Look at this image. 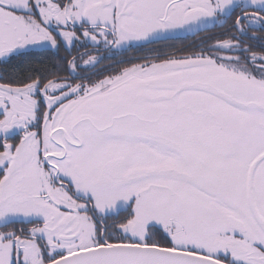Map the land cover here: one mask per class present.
Returning <instances> with one entry per match:
<instances>
[{
	"label": "snow or ice",
	"instance_id": "obj_1",
	"mask_svg": "<svg viewBox=\"0 0 264 264\" xmlns=\"http://www.w3.org/2000/svg\"><path fill=\"white\" fill-rule=\"evenodd\" d=\"M0 264H264V0H0Z\"/></svg>",
	"mask_w": 264,
	"mask_h": 264
},
{
	"label": "trees",
	"instance_id": "obj_2",
	"mask_svg": "<svg viewBox=\"0 0 264 264\" xmlns=\"http://www.w3.org/2000/svg\"><path fill=\"white\" fill-rule=\"evenodd\" d=\"M190 45V41H181V40H175L170 42L169 44H157L154 47L158 48V49H164V48H170V47H175L177 49L179 48H183V47H188ZM148 51L147 50H142L140 51V53L137 54L138 57H142L143 55H148Z\"/></svg>",
	"mask_w": 264,
	"mask_h": 264
},
{
	"label": "flooded vegetation",
	"instance_id": "obj_3",
	"mask_svg": "<svg viewBox=\"0 0 264 264\" xmlns=\"http://www.w3.org/2000/svg\"><path fill=\"white\" fill-rule=\"evenodd\" d=\"M178 40H181V41H190V44L192 43V40L191 39H185V38H182V39H178ZM140 51L142 50H132V51H129V52H126V53H123L122 55H117L113 61L109 62V61H106V65L109 64V63H115L116 60H119V59H136V58H140L137 56L138 53H140ZM144 56V55H143ZM142 56V57H143Z\"/></svg>",
	"mask_w": 264,
	"mask_h": 264
}]
</instances>
